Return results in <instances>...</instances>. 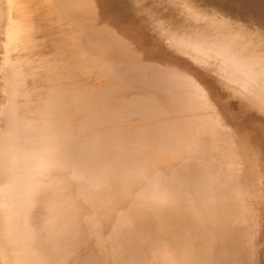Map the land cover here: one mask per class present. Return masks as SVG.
<instances>
[{
    "label": "bare ground",
    "instance_id": "bare-ground-1",
    "mask_svg": "<svg viewBox=\"0 0 264 264\" xmlns=\"http://www.w3.org/2000/svg\"><path fill=\"white\" fill-rule=\"evenodd\" d=\"M2 4L0 264H264V16Z\"/></svg>",
    "mask_w": 264,
    "mask_h": 264
},
{
    "label": "rangeland",
    "instance_id": "rangeland-1",
    "mask_svg": "<svg viewBox=\"0 0 264 264\" xmlns=\"http://www.w3.org/2000/svg\"><path fill=\"white\" fill-rule=\"evenodd\" d=\"M236 4L240 8H244L246 13L257 20L264 16V0H226ZM0 42L2 39V31L4 26L3 4L0 0ZM1 52V50H0Z\"/></svg>",
    "mask_w": 264,
    "mask_h": 264
}]
</instances>
